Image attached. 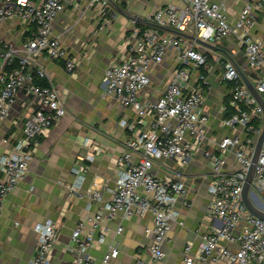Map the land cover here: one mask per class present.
<instances>
[{
  "label": "built area",
  "instance_id": "obj_1",
  "mask_svg": "<svg viewBox=\"0 0 264 264\" xmlns=\"http://www.w3.org/2000/svg\"><path fill=\"white\" fill-rule=\"evenodd\" d=\"M114 1L126 4L132 0ZM181 1L182 6L170 3L157 8L148 20L218 47H223L229 38L231 43L224 50L213 52L208 48L201 50L195 40L185 36L162 34L159 28L136 25L130 30L127 56L105 69L102 84L104 97L113 96L136 114L133 121H121L134 136L117 160L121 171L116 186L87 191L88 208L92 202H103V209L81 219L74 228L73 244L68 247L73 253L69 264H92L89 250L106 240L108 229L103 226L104 220L116 219L120 214L124 219L152 216L153 226L146 229L152 236L148 257L139 258L134 264H156L165 258L163 246L178 216L175 205L185 200L187 190L183 182L160 178L152 170L160 159L188 166L203 144H210V113L203 92L210 84L209 74L215 63L221 64V80L230 85L229 106L234 109L231 116L222 118L221 126L232 129L233 134L212 141L217 151H204L212 170L206 217L216 224L202 235L196 253H192L191 244L185 247L183 264H264V220L253 215L242 198L252 153L264 126V108L238 69L239 66L264 101V36L254 38L250 32L255 12H264V0L247 3L234 25L227 19L225 0ZM68 3L84 13L97 9L101 29L118 18L109 0H0V125L22 98L13 128L2 139L0 219L8 194L27 175L40 139L67 114L65 100L43 61L65 60L67 71H76V59L68 57L61 37L53 34L54 21ZM169 50L177 53V66L165 90L157 101L143 102L140 94L151 82L150 73ZM146 118H150L149 127L136 132ZM90 144L86 139L85 145ZM229 153H233L237 168L227 172L224 166ZM135 154L136 163L132 161ZM84 159L93 161L94 155L87 153ZM85 171V166L75 169L78 187ZM70 188L76 191L77 185ZM252 188L258 197L252 198L253 204L264 211V144ZM104 189L112 194L106 202ZM85 220L90 223L88 231ZM122 230L120 225L117 232ZM35 231L38 243L28 264H50L58 243L59 225L47 220L37 224ZM118 253L116 246H110L102 264H108Z\"/></svg>",
  "mask_w": 264,
  "mask_h": 264
},
{
  "label": "crops",
  "instance_id": "obj_2",
  "mask_svg": "<svg viewBox=\"0 0 264 264\" xmlns=\"http://www.w3.org/2000/svg\"><path fill=\"white\" fill-rule=\"evenodd\" d=\"M257 1L225 0L229 23L234 25L242 8ZM170 3L183 5L181 0H132L119 4L129 16L114 8L118 18L105 29L100 28L101 21L95 8L84 13L68 3L55 19L53 34L61 37L68 57L76 59L77 68L74 73L68 72L65 60L44 59L43 64L65 100L67 114L40 139L27 175L5 200L0 219V264H28L38 243L35 226L47 220L59 225L58 243L53 249L50 264H69L72 260L73 253L68 247L73 244L71 235L74 228L81 219L103 209V202H92L88 208L90 201L86 193L91 188L116 186L121 171L117 160L124 153L128 140L134 136V132L121 124L122 120L133 121L136 118L134 111L113 96H103L104 71L127 56L130 30L136 25L153 27L148 17L157 8ZM161 30L162 34H174ZM250 32L254 38L264 36V12H255V24ZM230 40L232 38L226 39L223 47L213 52L224 50ZM176 57L175 51H167L162 63L151 71V82L140 94L143 102H155L163 94L170 74L177 66ZM241 60L244 62L243 57ZM221 73V64L215 63L213 72L209 74L210 84L203 92L205 106L210 113V144L206 141L188 166L181 167L172 160L160 159L153 167L155 175L183 182L187 190L185 200H179L175 205L178 216L172 222L163 246L166 256L156 264H183L185 247L191 244L192 253H196L202 235L216 224L206 217L211 200L208 185L212 170L204 151L207 148L217 151L212 141L233 134L232 129L221 126L225 100L230 96L228 85L221 80ZM21 99L0 125V153L4 150L2 139L13 128L12 121ZM149 122L150 118H146L136 132L149 127ZM86 139L92 144L85 145ZM87 153L94 155L93 161L84 159ZM132 161H138L137 154L132 156ZM80 166H85L86 171L78 187L75 169ZM236 168L234 155L229 153L224 171ZM76 185L77 190L72 191L70 187ZM103 192L104 202L110 200L112 194L106 189ZM120 225L123 230L118 233ZM103 226L108 229L106 240L89 250L94 259L92 264H102L110 246H116L119 253L108 264H134L137 259L148 257L152 236L146 233V229L153 226L150 214L131 219H124L120 214L116 219L104 220ZM89 228L90 223L85 220V230Z\"/></svg>",
  "mask_w": 264,
  "mask_h": 264
},
{
  "label": "water",
  "instance_id": "obj_3",
  "mask_svg": "<svg viewBox=\"0 0 264 264\" xmlns=\"http://www.w3.org/2000/svg\"><path fill=\"white\" fill-rule=\"evenodd\" d=\"M109 1H110L111 5L118 12L123 13L126 16H129L117 2H115L114 0H109ZM150 24L153 27H155V28L167 30V31H170V32H172L174 34L182 35V36H185V37H187L189 39L195 40L199 44V47H200L201 50H203L205 48L211 49L213 51L219 49L218 46L213 45L211 43H207L205 41H202L201 39L197 38L195 35H190V34H187V33H183V32H180L178 30H175V29H172V28H169V27H163V26H160V25H158L156 23H150ZM238 69H239L243 79L245 80L248 88L250 89V91L253 93V95L257 98V100L261 103V105L264 108V101H263L261 95L255 89L254 84L247 78L246 74L240 69L239 66H238ZM263 144H264V126H263V129H262V131H261V133H260V135H259V137H258V139L256 141L255 149H254V151L252 153L251 163H250L249 169L247 171L246 180H245V183H244V186H243V190H242V198H243V201H244L247 209L253 215H255V216H257V217H259V218L264 220V211L259 209L258 207H256L253 204V202H252V198L253 199H257L258 198L256 193L254 192V190L252 188V185H253V179H254V174H255L256 163L258 161V158H259V155H260V152H261Z\"/></svg>",
  "mask_w": 264,
  "mask_h": 264
},
{
  "label": "trees",
  "instance_id": "obj_4",
  "mask_svg": "<svg viewBox=\"0 0 264 264\" xmlns=\"http://www.w3.org/2000/svg\"><path fill=\"white\" fill-rule=\"evenodd\" d=\"M161 30V29H160ZM162 31V30H161ZM209 59L210 60H212V58H211V55H209ZM228 85V84H227ZM228 88H230V85H228ZM229 97L228 98H226V100H225V106H226V109H225V111H224V117H229V116H231L232 114H233V112H234V109L233 108H231L230 106H229Z\"/></svg>",
  "mask_w": 264,
  "mask_h": 264
},
{
  "label": "rangeland",
  "instance_id": "obj_5",
  "mask_svg": "<svg viewBox=\"0 0 264 264\" xmlns=\"http://www.w3.org/2000/svg\"><path fill=\"white\" fill-rule=\"evenodd\" d=\"M260 196V195H259ZM261 198V197H260Z\"/></svg>",
  "mask_w": 264,
  "mask_h": 264
}]
</instances>
